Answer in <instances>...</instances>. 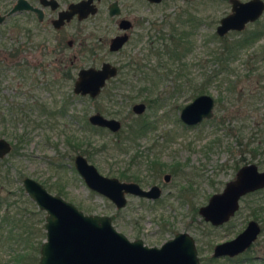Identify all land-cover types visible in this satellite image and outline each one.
<instances>
[{"label":"rangeland","instance_id":"obj_1","mask_svg":"<svg viewBox=\"0 0 264 264\" xmlns=\"http://www.w3.org/2000/svg\"><path fill=\"white\" fill-rule=\"evenodd\" d=\"M127 6L128 19L134 24L128 43L119 53L110 54L106 46L101 47L95 57L80 54L79 49L71 67V80L61 75L64 65L50 41L44 55L29 54L24 49L15 60H10L8 52L13 44L7 34L0 38V111L15 107L22 111L16 121L12 116H6L4 122L0 120V137L12 144L11 151L0 160V198L13 208L23 203L31 211L38 210L23 190L20 194L22 178L30 177L84 214L110 217L114 229L129 240L141 239L147 246H159L175 233L187 232L195 241L198 264H262L264 189L243 196L237 212L218 227L204 222L197 209L233 180L240 166L253 163L259 170L264 168V154H240L236 143L238 139L244 142L251 134L252 145L264 139V135L257 133L259 127H264V88L256 80L257 74L264 71V59H251L254 51L262 56L258 50L264 46V32L254 43L235 48L238 50L227 69L216 76L212 73L218 65L209 55L211 49L233 45V39L248 37L250 30L263 28L264 12L257 22L246 25L239 34L225 35L224 40L214 30L218 20L230 11L227 0H164L157 5L127 0ZM177 19H187L188 24L183 26ZM80 24L91 26L89 21ZM7 26L5 23L4 27ZM161 28L165 34L168 30L179 33L184 28L187 34L188 49L169 62L170 69L163 63L165 57L157 60L153 52L164 43L155 38ZM69 31L70 27L66 33ZM93 33L107 37V31ZM75 50L78 51L77 46L64 49L63 55L70 57ZM129 57L143 66L135 75L128 74L125 66ZM101 60L120 67L119 73L95 99L73 95L76 70L98 66ZM152 67L158 68L159 76L145 74ZM248 67L254 70L250 77L229 91L228 83L244 79ZM201 82L203 93L214 100L212 117L186 126L178 118L179 111L198 95H194V89ZM140 88L146 91L136 92ZM129 97L134 99L130 101ZM146 99H156V104L146 107L139 116L130 113L133 103H145ZM94 111L117 119L121 123L119 132L92 129L86 117ZM143 121L151 123L144 133L133 141L119 143L128 135V124L134 126ZM73 143L80 144V149L74 148ZM82 150L87 151L89 156H83L101 175L119 179L118 174L124 172L129 181L136 178L141 186L156 183L160 196L152 201L126 196L125 206L116 208L107 198L88 189L75 171L73 158ZM152 161L161 165L155 166L161 169L158 176ZM164 174L169 175L166 182L162 179ZM254 216L261 231L246 253L252 257L249 261H242L244 253L235 261L222 258L207 262L215 244L234 237Z\"/></svg>","mask_w":264,"mask_h":264},{"label":"water","instance_id":"obj_2","mask_svg":"<svg viewBox=\"0 0 264 264\" xmlns=\"http://www.w3.org/2000/svg\"><path fill=\"white\" fill-rule=\"evenodd\" d=\"M91 0H82L69 6L70 13L79 18L94 11ZM159 2L161 0H148ZM230 11L221 17L215 27L218 36L228 30H241L244 24L257 19L263 9L262 0H229ZM125 37H115L109 44L110 50H117ZM116 68L102 63L99 68H82L77 72L72 91L76 94L94 97L103 87L105 80L115 76ZM213 98L198 94L182 106L178 118L186 126H194L212 117ZM144 106L136 103L134 113H141ZM88 121L110 131L119 129L115 119L105 118L99 113L88 116ZM10 150L8 141L0 138V158ZM73 167L88 189L107 198L116 208L125 204V194L157 199L160 190L156 186L143 189L133 182H120L97 172L82 155H75ZM167 176H165V179ZM264 187V168L259 170L253 163L240 166L234 179L225 183L221 191L211 194L206 203L197 209L204 222L218 226L226 222L238 207L239 199L247 193ZM21 188L25 195L44 212V238L39 245L37 264H198L193 237L187 232H177L159 246H147L141 239L129 240L114 229L106 215L84 214L60 196L50 194L40 183L23 177ZM254 220L233 238L214 245L212 256H233L246 249L259 234Z\"/></svg>","mask_w":264,"mask_h":264},{"label":"flooded vegetation","instance_id":"obj_3","mask_svg":"<svg viewBox=\"0 0 264 264\" xmlns=\"http://www.w3.org/2000/svg\"><path fill=\"white\" fill-rule=\"evenodd\" d=\"M80 1H82V0H0V38L4 37V35L7 34L9 40L13 44V47H11L10 51L8 52L10 60H15L16 56L17 55L19 56L20 53H22L24 51V49H26L27 53H29V54L32 52H39V54L44 55L47 52V46H48L49 41H50L52 44L51 46H53V48H54V51H58V53L61 56L59 61H62V64L64 65L63 69L60 72L61 75L65 78L71 80L72 79V75H71L72 74L71 73L72 68L71 67H72L73 62L76 60L77 55L79 56V49H80V54L81 53H87L92 57H95L96 55L100 54V52L98 53V51H99L98 49L101 47H104V46H106V52H108L110 54L119 53L124 48V46L128 43V41L130 39V35L132 33V29L134 27L132 20L128 19V16H127V9H128L127 0H91L90 4L92 5L94 11L92 13H87L82 18H79V15L77 13L69 14L70 13L69 6L72 4L78 3ZM139 1H143V2H145L147 4H151V5H157V4H160L161 2H163L164 0H161L159 2H149L148 0H139ZM181 1L182 2H189L190 0H181ZM239 1L244 2L247 0H244V1L239 0ZM227 3L229 4V9H230L229 0H227ZM263 12H264V9H263L261 15L263 14ZM261 15L257 19H255L254 21L245 23L244 27L241 30H228L227 32H225L221 36H218L215 33V30H214V33L216 34V36L221 37L222 39L225 40V38H224L225 35H227L229 33H231V34L241 33L244 30L246 25H248L250 23L257 22L258 19L261 17ZM87 21H89V24L91 26L83 27V24L81 26L80 23L87 22ZM5 23H8L7 28L4 27ZM172 26L174 27V24ZM69 27H70V31H69V33H66V30ZM89 28H91L90 31H88ZM262 29H264V28H262ZM92 31L93 32L107 31V37L101 36V35H96V33H93ZM171 31L174 33V35L172 37V42L168 40L169 34H172ZM247 32L248 31H246V33ZM263 32L264 31L262 30L260 36L263 34ZM177 33H175V30H170V31L168 30V32L165 34L162 32V28H161V30L158 32V35L155 36V38H161L164 42L163 44L160 45L161 47L157 46L155 48L153 47L154 49L152 48L153 52L156 54L157 60H163L165 57V60H166L165 62H168V63L173 62L176 59L175 54H177V56H178V55H180L179 52H182V53L186 52V50L188 49L187 41L186 42L183 41V40H185V38L183 40L180 39V41H179V39L176 40V38H179L181 36L182 32L180 31L178 34ZM115 37H125V41L123 42L121 47H119L117 50L113 51V50L109 49V44H110L111 39H113ZM243 40H245V42H246L247 37L243 36L239 40L233 39V42L238 44V42L243 41ZM91 41H93L94 43L87 44V42H91ZM245 42H242L243 44H242V46H240V48L248 46L249 43H254V41H247L246 43ZM87 45H89V47H86ZM75 46L78 47V51L75 50V53L72 54L70 57L63 55L64 49H72ZM79 47H81V48H79ZM240 48H238V49H240ZM102 53H103V51H102ZM168 54H174L173 55L174 58H169ZM61 58H63V59H61ZM93 60H95V58H93ZM134 60L135 59L133 57H129V59L127 60L126 65H125V66H127V69L129 70L128 74H131V75L132 74L135 75L137 72H139V69L143 67L142 65H139V63L134 61ZM104 62L108 63L111 66H114L116 68L115 76L119 73L118 70L121 69L120 67L115 66V65H113L110 62L105 61V60H101L98 66L81 67V68H78V70L82 69V68H89V67L97 69ZM78 70H76L73 82L76 79ZM152 73L153 72H151V68H149L145 74L146 75L150 74V75L154 76ZM115 76L105 80L103 87L100 88L99 93L94 97H90L88 94H85V95L76 94L72 91V88H71V92L73 95H76V96L87 97L88 99H95L96 97H98V95L100 94L101 90L104 88L106 83L110 82ZM121 83H123V82H121ZM72 87H73V83H72ZM142 91H146V89L140 88V89H138V91L136 90V92H138V93H140ZM107 94H108V96H111L109 94H112V93H110V91H108ZM126 100H128V99H126ZM130 101H132V100H130ZM144 101H145V103L144 102H136V103H142L144 106L141 113L137 114V113H134L132 111V106L136 103H133L130 106V109H129L130 113L135 115V116H139L145 111L146 107H150L152 104H156V99L155 100L146 99ZM96 112L99 113L100 115H102L98 111H94L93 113H96ZM93 113H91V114H93ZM91 114H89V115H91ZM89 115H87L86 121L92 129H99V130L105 129L112 134L119 132V130L121 129V123L117 119H115V120H117L120 124L119 129L116 131H110L108 128L91 124L88 121ZM102 116L105 118H110V117H106L104 115H102ZM12 117L13 118L16 117L13 119L14 121H16L18 118V115L17 116L13 115ZM110 119H114V118H110ZM143 122L148 123L149 125L151 124L149 121H143ZM134 127H135V125L133 126V124L127 125L128 135L127 134L124 135V138L123 139L121 138L119 140L120 141L119 143H121V142L124 143L125 140L126 141H133L136 137L139 136V134H140L139 132L137 134L133 135V129L132 128H134ZM19 138H18L19 142L22 141V136ZM6 141H8V140H6ZM8 143L10 145V150H9V152H10L12 149V144L9 141H8ZM120 149H123V148H120ZM7 154H5L4 156H6ZM79 155L89 156L86 150H83V154H79ZM4 156H2L0 158V160ZM132 160H134V157H133V159L130 160L131 163L133 162ZM151 164H152V166L153 165L156 166L155 164H157V163H155V161H152ZM160 167H161V165H160ZM156 169H158V170H156V173H157L156 176H158V173H160L161 171H159V168H156ZM176 172L173 174L176 175ZM123 176H124V178H123ZM165 176H167L166 179H165ZM118 177H119V179H117V178L116 179L120 182H133V183H136L141 188L142 187L148 188V187L156 186L159 188L160 194H161L160 186L157 185L156 183H153V184H150L147 186H141L138 183V180L136 178L133 179L134 181H129L128 180L129 177L126 176L124 172H120L118 174ZM162 179L164 182L168 181L169 175L164 174ZM146 188H143V189H146ZM261 189H264V187L257 189V190H261ZM257 190H255V191H257ZM255 191H253V192H255ZM253 192H250V193H253ZM247 194H249V193H247ZM126 196H130V195L125 194V203H126ZM131 196H133V195H131ZM134 197H137V196H134ZM137 198L149 200V199H146L143 197H137ZM240 199H239V201H240ZM239 201H238V207L235 210V212L233 213V215L237 212V210L239 208ZM124 206H125V204H124ZM249 220H254L255 222H257L259 229L261 231L259 221H256L255 216L253 219H249ZM224 223H222V224H224ZM222 224H220L218 226H221ZM210 226H212V225H210ZM218 226H212V227H218ZM257 236H256V238H257ZM256 238H255V240H256ZM255 240L252 241L251 244L246 249H244L242 252L235 254L233 256L214 257V256H212V251H211L210 257H208L207 262L218 261V259H222V258H224L227 262L228 261H235V260L239 259L238 257L244 253L246 256L244 257V259L242 261H244V260L249 261L252 257L248 256L246 253L248 250H250V248H251L252 244L255 242ZM194 243H195V241H194ZM213 247H212V250H213ZM196 255H197V251H196ZM262 262H263L262 264H264V259H262Z\"/></svg>","mask_w":264,"mask_h":264},{"label":"trees","instance_id":"obj_4","mask_svg":"<svg viewBox=\"0 0 264 264\" xmlns=\"http://www.w3.org/2000/svg\"><path fill=\"white\" fill-rule=\"evenodd\" d=\"M180 20V19H178ZM181 23H183V26H186L188 24L187 19L180 20ZM186 24V25H185ZM193 24V21L191 22V26ZM173 27V26H172ZM171 27V28H172ZM264 28V25H263ZM262 28L250 30L249 36L247 37L246 41H255L260 37V34L262 32ZM182 34L179 38H176V40L180 39L187 41V34L186 30L183 28L181 30ZM172 34H169L168 40L172 42V37L174 33L171 31ZM177 37V36H176ZM215 37V35H214ZM242 42H245V40L240 41L237 43H233V45H222L220 48L215 47L214 49H211L209 51L210 59L212 62L218 65V70L212 73V76H216L219 71H223L227 69L228 62L235 56L234 53L238 50H235V48L239 45L242 46ZM167 45V44H166ZM259 53H262V56H259L257 54V51H254L251 57L254 62L257 59H264V46L261 47L260 50H258ZM169 58H174V54H168ZM175 57L177 58V54H175ZM180 61V60H177ZM166 67L170 69V63L163 62ZM180 63V62H179ZM182 64V63H180ZM253 68L248 67L247 73L244 75V79L237 78L234 80V82L228 83V89L234 90L237 85L242 82L243 80L250 77L251 72ZM158 70L157 67L151 68V72L154 75V77H157L159 73L156 71ZM257 75V82H261L260 87L264 88V71L262 73H258ZM203 82L200 83L196 89H194V95L203 93L202 86ZM243 94V93H242ZM241 96V95H239ZM129 100H133L134 97H129ZM21 111V108L15 107L9 108L8 111H0V120L1 122L5 121L6 116H17L19 115ZM150 125L145 122L137 123L133 129V135L137 134L138 132L144 133L145 130ZM99 130V129H96ZM257 133L262 136L264 135V127H259L257 129ZM251 138V139H250ZM20 139V138H19ZM253 134H251V137L249 139H246L244 142L241 141V139H238L236 141L237 145L240 146V154L243 152H248L253 157L256 154H264V139L259 141L258 143H255V145H252L254 141ZM73 147L76 149H80V144L73 143ZM83 154V150L81 151ZM244 158H239V161H242ZM264 162V161H261ZM259 162V164H261ZM154 166V165H153ZM160 166V165H156ZM155 167V166H154ZM160 169V168H159ZM161 170V169H160ZM189 186V185H187ZM190 188V187H189ZM20 189V188H19ZM20 194H22V188L20 189ZM5 202L4 199L0 198V264H37L38 260V249L39 245L41 244L43 238H44V231H43V219L41 215L43 214L42 211L36 210L31 211L27 209L26 205L22 206H16L13 208V206H10L9 203L5 202L6 204L2 208V203ZM25 203V202H24ZM40 215V217H39ZM3 260H7L6 262H3Z\"/></svg>","mask_w":264,"mask_h":264}]
</instances>
